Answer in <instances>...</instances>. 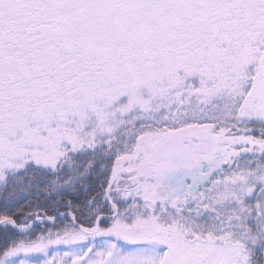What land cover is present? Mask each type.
Instances as JSON below:
<instances>
[{
  "label": "snow or ice",
  "instance_id": "snow-or-ice-1",
  "mask_svg": "<svg viewBox=\"0 0 264 264\" xmlns=\"http://www.w3.org/2000/svg\"><path fill=\"white\" fill-rule=\"evenodd\" d=\"M0 264H264V0H0Z\"/></svg>",
  "mask_w": 264,
  "mask_h": 264
}]
</instances>
